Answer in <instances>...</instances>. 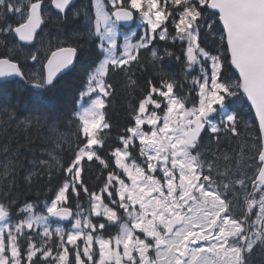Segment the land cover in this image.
I'll use <instances>...</instances> for the list:
<instances>
[{
    "label": "snow or ice",
    "instance_id": "1",
    "mask_svg": "<svg viewBox=\"0 0 264 264\" xmlns=\"http://www.w3.org/2000/svg\"><path fill=\"white\" fill-rule=\"evenodd\" d=\"M142 50L156 76L113 140L110 80L136 93ZM0 80V264H264V0H0ZM40 97L75 104L76 130ZM18 178L52 195L15 207Z\"/></svg>",
    "mask_w": 264,
    "mask_h": 264
},
{
    "label": "trees",
    "instance_id": "2",
    "mask_svg": "<svg viewBox=\"0 0 264 264\" xmlns=\"http://www.w3.org/2000/svg\"><path fill=\"white\" fill-rule=\"evenodd\" d=\"M48 29L45 28V31ZM172 44L171 41H168L167 44L165 42H158L157 47L161 50L167 46ZM41 58H43L44 54L40 53ZM31 63V62H29ZM140 63L144 65V68L137 67L134 69L135 77L139 81V87L137 92L129 96L122 88V84L124 81V77L122 74L114 75L111 77L110 82L115 85V93L109 99V102L106 106V119L113 125V129L111 132V136L113 140L119 134L118 129L126 127L130 120V112H131V105L136 102L135 98L140 96L143 92V89L146 86V81L149 77L156 76V69L152 66L150 56L148 52L141 51V59ZM165 66L169 71H179V65L176 64L174 60H169L165 62ZM37 67L33 66L29 69V72L36 71ZM75 75L77 77L83 76V71L81 67L78 65ZM3 83V82H2ZM42 103H44L49 111L55 114L57 123L59 125V130L66 134L74 132L76 130V124L73 122V113L77 111V106L75 104H66L56 100H52L50 98H43L40 97ZM42 135H47L46 132L42 133ZM233 143L236 145L239 143V140H232ZM112 140H109L107 144L100 150V155L102 157L107 158L108 153L110 152V148L108 147L109 144H112ZM207 142V141H206ZM42 140H37L34 147H35V155L39 159H48V157L42 154L39 151L40 145ZM25 156L28 159H33V155L30 152L25 151ZM57 155L60 157L61 161L64 163V166H67V161L70 153L67 151V146H65V150L63 153L58 152ZM2 159V157H0ZM98 162H88L87 160L83 163V180L87 186H89L90 190L98 191V185L102 186L103 180L101 177V168L97 166ZM114 167V164H113ZM21 176L23 173L21 172ZM54 175H59V173L54 172ZM104 176L107 175L106 172L103 173ZM63 177L61 176V179ZM57 183L56 180L53 181V184ZM50 185L47 182V179H40L33 183L31 188L24 184L22 179L18 178L17 187L11 192V198H16L18 200V204L15 207H18L20 203H23L25 200H30L32 202L38 203V205L43 204V202L48 199L52 193H50L47 189ZM0 198H3L0 196ZM81 202L87 206V197L81 198ZM77 201L75 197L71 198L70 204L75 207ZM15 207L13 208V213L15 212ZM42 207H38L37 211H42ZM15 217V216H13ZM16 218V217H15Z\"/></svg>",
    "mask_w": 264,
    "mask_h": 264
},
{
    "label": "rangeland",
    "instance_id": "3",
    "mask_svg": "<svg viewBox=\"0 0 264 264\" xmlns=\"http://www.w3.org/2000/svg\"><path fill=\"white\" fill-rule=\"evenodd\" d=\"M80 2V1H79ZM78 2V3H79ZM142 29H139V28H137V25L136 24H134L133 26H132V28H130L126 33H122V35H121V37H119V40H120V42L122 43L123 42V36L124 35H131V33H133V32H138V33H140V34H142ZM139 37H138V35L137 36H135V37H133V39L135 40V39H138ZM37 47H39V44L37 45ZM41 52H43V51H41ZM87 99V98H86ZM79 109H77V111H78ZM146 129H147V126H144ZM205 141H207V139L205 140ZM232 143V145L233 146H235V144L233 143V141L231 142ZM137 144H138V142H137ZM253 218H255V212H253ZM50 223H52L51 221H50ZM56 226V224L55 223H52V227H55Z\"/></svg>",
    "mask_w": 264,
    "mask_h": 264
},
{
    "label": "water",
    "instance_id": "4",
    "mask_svg": "<svg viewBox=\"0 0 264 264\" xmlns=\"http://www.w3.org/2000/svg\"><path fill=\"white\" fill-rule=\"evenodd\" d=\"M0 82H3L2 80H0ZM253 116H254V112H253ZM53 220H56V218H52ZM63 222H67V221H63Z\"/></svg>",
    "mask_w": 264,
    "mask_h": 264
}]
</instances>
